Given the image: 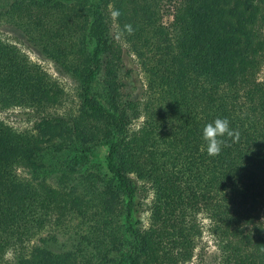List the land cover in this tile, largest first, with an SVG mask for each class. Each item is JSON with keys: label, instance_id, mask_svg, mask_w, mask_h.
<instances>
[{"label": "trees", "instance_id": "16d2710c", "mask_svg": "<svg viewBox=\"0 0 264 264\" xmlns=\"http://www.w3.org/2000/svg\"><path fill=\"white\" fill-rule=\"evenodd\" d=\"M0 14L74 79L77 99L74 112L45 113L23 131L0 120V264H184L198 213L214 223L218 264H264V0H96L92 14L59 0H0ZM121 42L144 75L142 101L120 93ZM56 102L39 67L0 38V111ZM217 117L239 140L209 156L202 129ZM102 144L112 185L72 158L44 163L49 149L84 157ZM73 218L72 248L31 242Z\"/></svg>", "mask_w": 264, "mask_h": 264}, {"label": "rangeland", "instance_id": "374dc122", "mask_svg": "<svg viewBox=\"0 0 264 264\" xmlns=\"http://www.w3.org/2000/svg\"><path fill=\"white\" fill-rule=\"evenodd\" d=\"M59 2L71 3L76 7L80 6L83 14L86 12L92 14L94 12V6L96 0H59ZM85 5V6H84ZM170 15H164L162 21L167 23L170 21ZM0 38L5 42L14 44L21 52H23L28 60L39 67L42 71L45 80L49 81L51 90L56 92V103L50 104L42 113L31 108L12 107L7 110L0 111V120L5 124L11 126L16 131H23L30 129L35 121L39 119L40 115L45 113L66 115L69 112H74L77 105V99L75 96L76 82L74 79L62 71L60 67L33 42L28 40L25 33L9 19H6L0 14ZM122 43L123 47V66L119 73L120 93L122 98H129L142 101L144 99L145 78L139 68V65L134 55L127 49L126 44ZM257 79L264 82V60L256 75ZM98 76L95 80H98ZM95 97L100 103L105 104V100L95 91ZM142 117L132 120L131 126L136 127L140 124ZM48 154L44 158L45 165L49 166L53 160L57 158L59 160H74L76 169L87 168L96 174L98 172L101 177L106 180V184H113V179L109 175L105 167V153L106 146L104 144L97 146L93 152L87 154V156H81L77 151H70L63 148L58 150L49 149ZM55 156V159H54ZM82 167V168H79ZM58 168V164L53 167V170ZM60 173L55 172L51 178L52 182L56 183V177ZM74 178L77 183L81 182L80 178H77V172L74 174ZM71 183V181L69 182ZM68 183V184H69ZM105 183L103 185H105ZM141 184V182H139ZM100 185V184H99ZM145 185V184H144ZM102 185L100 186V188ZM79 186V192L83 190ZM151 199V195L147 194L142 199L141 211L139 213V219L143 227L148 224V210L147 206ZM258 221L264 226V204L258 209ZM76 219H69L61 224L57 228H50L43 230L41 233L36 234L31 238L37 246H43L50 248L52 251L59 249L72 248L75 245V228ZM196 220L199 221L200 233L196 237L195 245L192 250V255L189 261L184 264H218L219 259V245L220 240L215 231V226L212 220L208 219L205 214H196ZM53 236V239H50ZM5 263L10 261L9 250L3 255ZM4 263V262H3Z\"/></svg>", "mask_w": 264, "mask_h": 264}, {"label": "clouds", "instance_id": "9594fccd", "mask_svg": "<svg viewBox=\"0 0 264 264\" xmlns=\"http://www.w3.org/2000/svg\"><path fill=\"white\" fill-rule=\"evenodd\" d=\"M118 10H113V17L119 16ZM130 25H125L126 30H130ZM239 131L230 127V121L227 118L217 117L213 121L208 122L202 129L201 138L204 143L201 145V151L206 152L209 156H218L223 147L230 146L232 143L238 142Z\"/></svg>", "mask_w": 264, "mask_h": 264}]
</instances>
